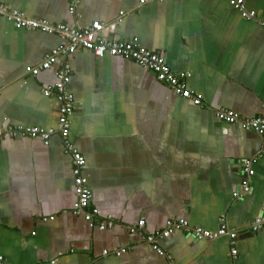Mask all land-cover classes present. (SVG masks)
I'll return each instance as SVG.
<instances>
[{"label": "crops", "instance_id": "1", "mask_svg": "<svg viewBox=\"0 0 264 264\" xmlns=\"http://www.w3.org/2000/svg\"><path fill=\"white\" fill-rule=\"evenodd\" d=\"M142 1L79 0L71 13L69 0H0L30 19L71 27L100 21L101 38H137L175 71L190 72L187 84L203 101L181 97L134 61L86 49L27 73L68 40L0 15L1 264H264V230L249 229L264 214V138L216 116L221 108L241 119L264 113V0H244L256 13L250 20L229 0ZM66 60L76 102L70 140L87 160L89 212L99 211L94 225L75 209L59 102L43 94ZM11 126L55 132L45 144L8 136ZM253 158L251 191L235 199L243 164ZM141 220L144 227L132 233ZM169 222L174 231L159 237ZM223 223L237 239L196 234ZM151 234L165 255L147 241Z\"/></svg>", "mask_w": 264, "mask_h": 264}, {"label": "built area", "instance_id": "2", "mask_svg": "<svg viewBox=\"0 0 264 264\" xmlns=\"http://www.w3.org/2000/svg\"><path fill=\"white\" fill-rule=\"evenodd\" d=\"M69 11L75 12L79 0H69ZM144 2V0L142 1ZM230 5L238 10L246 19H255V11L246 8L244 0H229ZM0 15L5 16L17 28L37 29L43 32H57L61 37L68 40L67 44L59 45L52 52L47 53L45 58L38 66L29 65L26 67V72L33 75H38L42 70L49 69L58 60L59 57L67 58L73 55L78 49H86L92 51L98 57L106 55L122 57L123 59L134 61L143 67L150 69L163 83L169 85L178 95L191 100L195 105L202 104L201 96L187 84L188 79L192 74L188 71L177 72L170 67L166 58L159 52L150 50L137 43V38L133 39H104L100 37L104 29V24L100 21H94L87 27H71L66 23L52 24L45 19H30L24 12L7 7L0 2ZM261 24L264 27V22ZM71 65L67 60L57 71V80L53 86H48L43 89V94L48 97H55L60 105L58 132L63 138L66 150L71 153L73 158V174L75 176V191L76 201L75 209L86 211V219L90 225L95 224V218L99 217V211L93 209L89 212L92 202V191L88 185V179L84 175L87 160L83 153L70 140L71 132V116L75 110V96L67 89V85L71 81ZM218 119L229 124L239 123L241 127L247 131H254L264 138V113L251 118L241 119L235 111L228 108H221L216 111ZM54 129H45L42 127H24L16 126L7 129V135L11 137L23 136L41 138L45 144H49L50 137L54 133ZM3 140V134L0 132V143ZM256 158L248 159L243 164V178L240 183V190H235L233 196L235 199L244 197L251 191L250 179L255 171L253 165L256 163ZM181 224L185 225L187 222ZM145 225V220L139 221L137 225L130 228L132 233H137ZM168 227L160 232L159 237H168L174 231L175 223L169 222ZM100 229L105 228L104 222L100 224ZM249 229L251 232H259L264 230V214L258 216L250 223ZM196 234L199 238H215L220 235H229L233 240L237 239L238 233L235 230H229L227 225L223 223L217 232L210 230L196 229ZM156 234L147 235L146 239L150 242L153 248L160 254L165 255V251L156 243L158 238ZM107 252V251H105ZM239 254L238 248L234 246L231 249L233 259H236ZM3 261V256L0 255V264ZM52 262H55L52 261Z\"/></svg>", "mask_w": 264, "mask_h": 264}]
</instances>
